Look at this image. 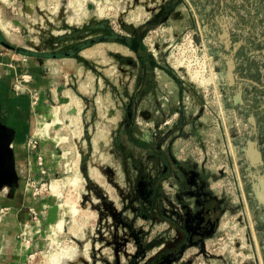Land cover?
Masks as SVG:
<instances>
[{
    "label": "rangeland",
    "instance_id": "374dc122",
    "mask_svg": "<svg viewBox=\"0 0 264 264\" xmlns=\"http://www.w3.org/2000/svg\"><path fill=\"white\" fill-rule=\"evenodd\" d=\"M251 2L226 0L219 11L212 0H0L5 48L74 57L80 71L44 97L50 113L36 129H49L35 135L54 149L45 174L21 188L37 209L17 225L18 264H264V162L244 152L249 139L264 146V88L251 108L235 98L224 44L245 35L241 26L264 47V4L245 18ZM242 66L238 83L264 86V58ZM167 148L202 169L221 204L216 232L186 248L180 189L161 172ZM7 212L0 204V221Z\"/></svg>",
    "mask_w": 264,
    "mask_h": 264
},
{
    "label": "crops",
    "instance_id": "0c3cea01",
    "mask_svg": "<svg viewBox=\"0 0 264 264\" xmlns=\"http://www.w3.org/2000/svg\"><path fill=\"white\" fill-rule=\"evenodd\" d=\"M253 1L250 8L243 6L247 9V11L245 10V18H248L247 13L250 15L258 10H256L258 2L261 6L264 4L262 0ZM225 3L226 0H216V3L212 0V4L208 5L207 8H216L220 11L225 7ZM94 11L99 14L100 10L96 7L89 11L88 8L90 13H87L92 14ZM237 30L241 34L242 32L245 33V35H241L238 39L233 38L236 35H230L227 39L229 50L233 52L236 75H238V71L243 69L244 57H247L248 60L255 59V56L264 58V47L259 52L255 49L256 38L247 34L246 30L243 31L241 26ZM4 46L0 40V204L8 210L4 219L2 217L0 221V264H18V254L15 249L17 225L27 220L29 215L31 216L30 211L28 212L29 207L37 209L36 206L32 205V198L22 197L21 188L27 183L28 176L37 178L39 170L37 155L42 156L44 166L47 168L52 159L50 152L54 149L53 145L44 139H40L35 151L29 153L26 148V141L35 134L47 137L49 126L44 127V124L37 129L36 127L41 116L50 113L48 105L44 104L46 93L53 92L50 86L54 85L59 90L60 85L54 84L57 78L60 81L69 80V75H75L74 70L77 73L80 71L78 67H75L77 61L74 57L41 60L35 56L15 53L12 49H7ZM50 66L56 69L57 75L51 77ZM66 67L68 68L66 69ZM23 72H29L33 77L32 81L26 85L27 91L16 89L14 83L15 77ZM237 84L242 88L241 100H244L245 103L249 102L244 106L251 108L250 104L255 101L254 93L263 89L264 86L262 83H256L251 79ZM238 85L231 86L235 92V97L239 91ZM29 90H37L39 93V100L35 105L32 104ZM53 112H55L54 108ZM259 148L262 149L264 146H259Z\"/></svg>",
    "mask_w": 264,
    "mask_h": 264
},
{
    "label": "flooded vegetation",
    "instance_id": "af4514ba",
    "mask_svg": "<svg viewBox=\"0 0 264 264\" xmlns=\"http://www.w3.org/2000/svg\"><path fill=\"white\" fill-rule=\"evenodd\" d=\"M194 166L189 167L188 163L179 161L171 148L166 149L161 172L172 186L180 189L175 192L181 203V219L184 223L177 240L182 248L198 244L211 237L216 232L221 212L219 197L204 189L209 178L203 181L200 177L202 169L198 165ZM154 168L158 173L156 160ZM170 261L171 258L166 259L165 262Z\"/></svg>",
    "mask_w": 264,
    "mask_h": 264
},
{
    "label": "water",
    "instance_id": "95a60500",
    "mask_svg": "<svg viewBox=\"0 0 264 264\" xmlns=\"http://www.w3.org/2000/svg\"><path fill=\"white\" fill-rule=\"evenodd\" d=\"M227 37H229V35ZM2 43L6 47L13 48L12 45H10L4 41H2ZM224 44H225V49L229 50L228 41L225 40ZM33 48H35L36 50L40 49V47L38 45H33ZM226 63H227L226 78L228 79V85L233 87V86L237 85V83L239 81L237 79H241L234 72L235 63H234V58H233V52L229 53V57L227 58ZM221 79L224 80V77H222ZM238 89H239V91L237 92V95L235 98L241 102L240 94H241L242 90H241V87L239 85H238ZM59 91H61V88L58 90V92ZM63 99L66 101V98H63ZM249 120H251V122L253 124L255 123L252 116L249 117ZM244 152H245L246 157L249 159L250 163L254 166H257L258 164L260 165L264 162L263 157H262V153L258 147L256 140H254V139L247 140L246 146L244 148ZM257 186H258L257 198L262 203V205H264V174L258 175Z\"/></svg>",
    "mask_w": 264,
    "mask_h": 264
},
{
    "label": "built area",
    "instance_id": "2783aa9c",
    "mask_svg": "<svg viewBox=\"0 0 264 264\" xmlns=\"http://www.w3.org/2000/svg\"><path fill=\"white\" fill-rule=\"evenodd\" d=\"M33 79L32 75L29 72H23L20 73L19 75H17L15 77V87L16 89L22 91L26 90L27 91V83L31 82ZM29 94L32 97V104H37L38 100H39V93L37 90H29ZM38 145V139L36 138V135H31L27 141H26V148L28 150L29 153H33L35 151V149L37 148ZM181 152H183V149H181ZM37 165H38V172L43 175L45 174L46 170H45V166H44V162H43V158L40 155H37ZM4 210V209H3ZM1 210V212L3 211ZM26 237L23 236L24 241L28 242V239H25Z\"/></svg>",
    "mask_w": 264,
    "mask_h": 264
},
{
    "label": "bare ground",
    "instance_id": "6f19581e",
    "mask_svg": "<svg viewBox=\"0 0 264 264\" xmlns=\"http://www.w3.org/2000/svg\"><path fill=\"white\" fill-rule=\"evenodd\" d=\"M2 1H6V0H2ZM70 8V7H69ZM88 8H89V11H91L93 9L92 5L91 4H88ZM97 9L101 11V8L100 6H97ZM102 10H103V7H102ZM99 11V13H100ZM81 13V12H80ZM90 13V12H88ZM72 14V13H71ZM78 14V13H77ZM77 14H74L72 15V17L70 18L71 21H76V17H77ZM183 48V47H182ZM192 55V54H191ZM204 71V70H203ZM198 76V75H197ZM197 78V77H196ZM202 81V80H201Z\"/></svg>",
    "mask_w": 264,
    "mask_h": 264
}]
</instances>
